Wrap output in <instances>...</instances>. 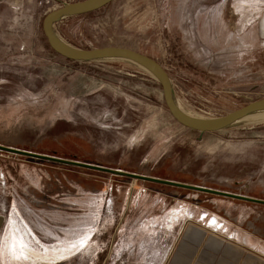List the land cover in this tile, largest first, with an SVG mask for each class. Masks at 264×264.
<instances>
[{"label": "rangeland", "instance_id": "rangeland-1", "mask_svg": "<svg viewBox=\"0 0 264 264\" xmlns=\"http://www.w3.org/2000/svg\"><path fill=\"white\" fill-rule=\"evenodd\" d=\"M80 1L0 0V144L264 199V121L186 127L142 64L49 46L44 16ZM52 29L154 59L205 118L264 98V0H112ZM204 214L264 253L263 204L0 151V264H160Z\"/></svg>", "mask_w": 264, "mask_h": 264}, {"label": "water", "instance_id": "water-1", "mask_svg": "<svg viewBox=\"0 0 264 264\" xmlns=\"http://www.w3.org/2000/svg\"><path fill=\"white\" fill-rule=\"evenodd\" d=\"M110 1L112 0H83L80 2L73 3V4H64L61 7L47 13L44 16L43 21H42V30L48 41L49 46L58 54L68 59H71V60H85V59H92L98 56L109 55V56L129 59V60H132V61H135V62L151 67L155 72L156 79L159 81L161 85L163 99L171 115L182 125L195 129V130L212 131V130L219 129L225 126L226 124H228L229 122H231L236 117L242 115L243 113L249 110H252L256 107L264 106V98H261V99L249 102L245 106H242L241 108L236 109L224 116L215 118V120H213L211 123L197 124V123H194V122H191L185 119L176 109L173 99H172L170 82H169L167 73L162 68V66L158 62H156L154 59L148 56H145L141 53H138L136 51L130 50L128 48H123V47L105 46V47L90 48V49H77V48L69 47V49H67V48H63L59 46L56 43L54 39V31L52 29L53 21L58 20L63 15L77 14V13L90 11ZM0 151H4L7 153H11V154H18V155H22L26 157H31V158L58 162L62 164L72 165V166H78V167L87 168L90 170L104 172V173L115 175V176H122V177L130 178L133 180H142V181L157 183L161 185L183 188L187 190H194L198 192H204V193H209V194H214V195H219L223 197H228V198H233V199L243 200V201H248V202H254V203H259V204L264 205V199L249 197V196H245L242 194H234V193H230V192L223 191V190L198 186L194 184L174 181V180L160 178V177L147 176V175L130 172V171L122 170V169L102 166V165L95 164V163L60 158V157H56L53 155L42 154V153L28 151L24 149H18L14 147L5 146L2 144H0Z\"/></svg>", "mask_w": 264, "mask_h": 264}, {"label": "crops", "instance_id": "crops-1", "mask_svg": "<svg viewBox=\"0 0 264 264\" xmlns=\"http://www.w3.org/2000/svg\"><path fill=\"white\" fill-rule=\"evenodd\" d=\"M160 264H264V253L223 232L185 222Z\"/></svg>", "mask_w": 264, "mask_h": 264}, {"label": "bare ground", "instance_id": "bare-ground-1", "mask_svg": "<svg viewBox=\"0 0 264 264\" xmlns=\"http://www.w3.org/2000/svg\"><path fill=\"white\" fill-rule=\"evenodd\" d=\"M64 16L66 15H63L60 18ZM54 39L59 46L69 49L70 46L59 35H57L56 32H54ZM107 57H115V56L104 55V56L94 57L92 59L94 60V59H101V58H107ZM142 65L146 67L149 70V72H151L156 77L155 72L151 67L144 65V64ZM172 99H173L174 105L176 109L178 110V112L188 121H191L197 124H208V123H211L213 120H215V118H205L192 111H189L188 109L184 108L181 104H179L173 97ZM263 121H264V106H260V107H256L252 110H249L243 113L242 115L236 117L235 119H233L231 122H229L225 126L233 125V124L234 125L235 124H249V123L263 122ZM211 221L213 222V220ZM32 254L36 255L34 253Z\"/></svg>", "mask_w": 264, "mask_h": 264}, {"label": "built area", "instance_id": "built-area-1", "mask_svg": "<svg viewBox=\"0 0 264 264\" xmlns=\"http://www.w3.org/2000/svg\"><path fill=\"white\" fill-rule=\"evenodd\" d=\"M199 220H202V222H201L202 225L208 226V224H209V217L206 214L200 216Z\"/></svg>", "mask_w": 264, "mask_h": 264}]
</instances>
